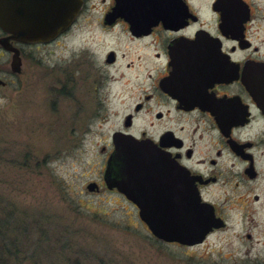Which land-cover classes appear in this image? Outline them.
I'll list each match as a JSON object with an SVG mask.
<instances>
[{"label":"flooded vegetation","instance_id":"af4514ba","mask_svg":"<svg viewBox=\"0 0 264 264\" xmlns=\"http://www.w3.org/2000/svg\"><path fill=\"white\" fill-rule=\"evenodd\" d=\"M31 1L44 22L76 8L58 35L34 42V57L60 46V87L74 115L114 119L100 147L103 171L114 133L151 141L187 171L188 188L211 209L202 242L234 234L264 264V0Z\"/></svg>","mask_w":264,"mask_h":264},{"label":"rangeland","instance_id":"374dc122","mask_svg":"<svg viewBox=\"0 0 264 264\" xmlns=\"http://www.w3.org/2000/svg\"><path fill=\"white\" fill-rule=\"evenodd\" d=\"M17 45L19 73L10 70L11 53L0 46V192L22 213L52 226L53 243L71 245L67 258L45 256L42 264H74L75 258L80 264H254L234 234L226 233L222 244L158 241L122 194L104 182L100 191L88 190L89 181H102L106 154L100 147L110 140L114 119L101 123L74 115L60 87V46L37 61L34 43ZM87 91L83 86L92 103L93 91Z\"/></svg>","mask_w":264,"mask_h":264},{"label":"water","instance_id":"95a60500","mask_svg":"<svg viewBox=\"0 0 264 264\" xmlns=\"http://www.w3.org/2000/svg\"><path fill=\"white\" fill-rule=\"evenodd\" d=\"M75 12L73 6L61 8L53 21L44 22L34 14L31 0L0 4V46L11 53L10 70L21 72L17 43L49 41L66 27ZM112 138L115 147L103 171L106 186L115 187L137 207L140 219L156 238L185 245L202 242L213 214L208 204L188 188L187 171L151 141L126 133H114ZM96 185L91 180L86 188L92 191Z\"/></svg>","mask_w":264,"mask_h":264},{"label":"trees","instance_id":"16d2710c","mask_svg":"<svg viewBox=\"0 0 264 264\" xmlns=\"http://www.w3.org/2000/svg\"><path fill=\"white\" fill-rule=\"evenodd\" d=\"M50 231L53 232L52 226L39 223V220L34 218V213H22L0 192V264H42V257L53 255L67 258V248L71 245L66 240L63 243H53ZM72 252L68 250V253ZM79 252L81 251H78L77 255H86V252ZM74 255L76 254L73 252ZM75 261L74 264L81 263L79 259L75 258Z\"/></svg>","mask_w":264,"mask_h":264}]
</instances>
